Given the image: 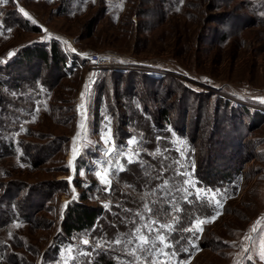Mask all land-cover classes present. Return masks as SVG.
<instances>
[{
    "label": "rangeland",
    "instance_id": "rangeland-1",
    "mask_svg": "<svg viewBox=\"0 0 264 264\" xmlns=\"http://www.w3.org/2000/svg\"><path fill=\"white\" fill-rule=\"evenodd\" d=\"M51 47L62 54L61 65L34 57L19 67L24 49ZM91 53L110 61L92 70ZM262 98L264 0L0 4V264H103L101 256L134 264L127 250L135 241H113L131 239L148 222L144 203L159 210L151 215L154 228L172 215L179 222L176 231L159 229L173 245L164 249L168 257L138 256L264 264V224L250 232L264 216ZM162 109L170 120L163 121ZM189 159L196 187L210 190L199 195L215 194L222 207L197 199L195 189L187 199L176 190L186 187L178 173L190 170ZM105 170L110 190L96 175ZM164 181L168 187L160 189ZM75 203L98 215L92 228L67 234L62 219ZM172 205L183 211L169 214ZM217 212L195 236L181 231Z\"/></svg>",
    "mask_w": 264,
    "mask_h": 264
},
{
    "label": "snow or ice",
    "instance_id": "snow-or-ice-1",
    "mask_svg": "<svg viewBox=\"0 0 264 264\" xmlns=\"http://www.w3.org/2000/svg\"><path fill=\"white\" fill-rule=\"evenodd\" d=\"M7 2H8V0H0V4H6ZM93 2H95V0H93ZM20 11L23 12L25 16H28V18L30 20L32 19L28 15V13L24 11V9L21 8ZM32 22L35 23L34 20ZM64 43L67 44V41H64ZM73 51H75V50L73 49ZM10 55H11V53H10ZM88 87H89L88 85H85V92L81 93V101L82 102L79 106V108H81V109H83L85 106L84 105V97H85L86 92L88 91ZM262 102H264V98H262ZM108 131L110 134L111 130L109 129ZM110 139H111V136L109 135L108 139L105 140V143H108ZM128 143L129 144H135L136 141H135V139H132V140H129ZM180 143L184 144L185 142L180 141ZM134 155L138 156L139 153L136 152V153H134ZM181 155L184 156L185 153L182 151ZM128 162L129 163L133 162L132 155H129ZM189 166H190V170L188 168H186L185 171L178 173V175H182L185 177V180L183 181V183H184V185H186V187L177 188L176 190L183 192L185 194L184 198L187 199V196L192 194L189 192V189H195V194H196L197 199L202 200L208 204H212V202L215 201L216 205H218L219 207H222V204L220 203V201L215 200V194H213L212 199H209L207 195H205L203 197L199 195V193L201 191H210V190H202V189H198L196 187V182L193 179L194 172H195V162L189 159ZM182 167H184V166L182 165ZM119 170H121V171L124 170L123 166H119ZM96 175L99 177L101 184L106 186L105 190H110L111 179L109 178L110 173L108 172V170H105L103 174H101L100 172H97ZM158 187L160 189H167L168 182L164 181V183ZM151 194H154V193H151ZM141 199L143 200V199H145V197L142 196ZM152 203L156 204L157 201H153ZM165 203H167V201H165ZM105 207H107V205H105ZM181 211H183V209H181L178 206L172 205L170 210H169V214L180 213ZM143 212L148 213L150 215L148 217V222L145 223L144 225H142V228L146 229L149 234L153 233V232H156L157 234L155 236L146 235L142 231L141 227H136L134 232L131 234V237H132L131 239L122 240V239L118 238V239L114 240L113 243H115L117 245L123 243L127 247V245L133 244V241H135L134 247L127 250L128 255H131L135 258L134 264H142V261H147V264H168V260L152 259L149 261L147 256H144V255L138 256L137 253L138 252L141 254L147 253L148 255H152V256L168 257L169 253L165 252L164 249H170L173 247V245H172V243L169 242L168 236H166L165 234L160 232L159 229H165V230H167V232L176 231L175 224L179 222V217L177 215H172V222L171 223L159 224V229H157V228H154L153 225H156L158 223V220L152 219L151 215L152 214L158 215L159 210L157 209L156 213H154L153 207H150L148 203H144ZM219 214L220 213L217 212L216 215L212 216L211 218L204 217L201 219H197L195 221L194 226L181 229V231L191 232V233H193V236H195L197 232H201L203 230L202 225H204L208 222L214 221L216 216H218ZM135 215L139 216L140 219H142V220L145 219L144 215L140 212H137ZM261 224H264V216H261L257 219L255 224L250 229V232L256 233L260 229ZM251 238H252L251 235L245 236V240H250ZM181 239H183V237H181ZM197 239H198V237H197ZM157 242H159V244L162 245V247L157 248ZM83 243L88 244L89 242L87 240H84ZM176 243H179V240H177ZM190 243L192 244V247H194V248L197 247V245L194 242L190 241ZM184 250L187 251V249H184ZM244 251L247 252L248 249L245 248ZM171 255L174 256L175 253L173 252ZM259 258L261 261H264V245H262V247H261V251L259 253ZM248 259H251V257H248ZM182 264H186V262H182ZM237 264H239V262H237Z\"/></svg>",
    "mask_w": 264,
    "mask_h": 264
},
{
    "label": "trees",
    "instance_id": "trees-1",
    "mask_svg": "<svg viewBox=\"0 0 264 264\" xmlns=\"http://www.w3.org/2000/svg\"><path fill=\"white\" fill-rule=\"evenodd\" d=\"M18 55H19L18 58L20 59L18 60L19 67L23 63L28 62L30 58H34V57L36 59L38 58L43 63L47 62L48 65H51L52 63L61 65V63H63L64 60L62 54H59L55 49V47H51L50 50L47 52L45 50H38L36 48H28V49L26 48L24 49L23 52H21ZM15 70L16 69L12 71L15 72ZM15 73L16 75H18V72ZM11 79L13 83H16L19 80L18 77L16 78L13 77ZM161 114L163 117V121L169 119L166 110L162 109ZM222 178L223 177L220 176L218 179H222ZM98 211L99 209L94 208L90 205H86L84 203H75L70 205L62 219L63 230L67 234H72V232L74 231H80L86 228H92L96 222ZM101 259L103 260L102 261L103 264H112V262L105 257L101 256Z\"/></svg>",
    "mask_w": 264,
    "mask_h": 264
},
{
    "label": "built area",
    "instance_id": "built-area-1",
    "mask_svg": "<svg viewBox=\"0 0 264 264\" xmlns=\"http://www.w3.org/2000/svg\"><path fill=\"white\" fill-rule=\"evenodd\" d=\"M88 60H89V63H91L90 68H92V70L97 67L105 66L110 61L108 56H104L99 53L89 54Z\"/></svg>",
    "mask_w": 264,
    "mask_h": 264
},
{
    "label": "bare ground",
    "instance_id": "bare-ground-1",
    "mask_svg": "<svg viewBox=\"0 0 264 264\" xmlns=\"http://www.w3.org/2000/svg\"><path fill=\"white\" fill-rule=\"evenodd\" d=\"M76 149V148H75ZM76 151V150H75ZM75 151L72 153V155H74Z\"/></svg>",
    "mask_w": 264,
    "mask_h": 264
}]
</instances>
